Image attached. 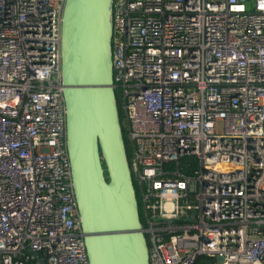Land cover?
<instances>
[{"label":"built area","instance_id":"1","mask_svg":"<svg viewBox=\"0 0 264 264\" xmlns=\"http://www.w3.org/2000/svg\"><path fill=\"white\" fill-rule=\"evenodd\" d=\"M65 3L0 0V264H89ZM110 26L148 264H264V0H111Z\"/></svg>","mask_w":264,"mask_h":264},{"label":"water","instance_id":"2","mask_svg":"<svg viewBox=\"0 0 264 264\" xmlns=\"http://www.w3.org/2000/svg\"><path fill=\"white\" fill-rule=\"evenodd\" d=\"M110 4L66 0L64 6L60 51L66 147L89 264H148L112 87ZM32 255L45 264L38 253Z\"/></svg>","mask_w":264,"mask_h":264},{"label":"trees","instance_id":"3","mask_svg":"<svg viewBox=\"0 0 264 264\" xmlns=\"http://www.w3.org/2000/svg\"><path fill=\"white\" fill-rule=\"evenodd\" d=\"M115 97H116V101H117V107H118L119 119H120V122H122V120H123V118H124V113H123V110H122V107H121V103H120V100H119V98H118V94H117V93L115 94ZM122 134H123V140H124V144H125L126 156H127V159H129V158H130V150H129L128 147H127V142H126V132H125V129H122ZM103 168L105 169L104 166H103ZM104 176H105L106 181H108L106 170H104ZM134 187H135V186H134ZM139 214H140V210H139ZM140 217H141V216H140Z\"/></svg>","mask_w":264,"mask_h":264},{"label":"clouds","instance_id":"4","mask_svg":"<svg viewBox=\"0 0 264 264\" xmlns=\"http://www.w3.org/2000/svg\"><path fill=\"white\" fill-rule=\"evenodd\" d=\"M117 103V102H116ZM121 123V122H120ZM124 146H125V144H124ZM128 160V159H127ZM128 162V161H127ZM138 207H139V205H138ZM140 210V209H139ZM141 216V215H140ZM140 220H141V217H140ZM141 224H142V220H141Z\"/></svg>","mask_w":264,"mask_h":264},{"label":"rangeland","instance_id":"5","mask_svg":"<svg viewBox=\"0 0 264 264\" xmlns=\"http://www.w3.org/2000/svg\"><path fill=\"white\" fill-rule=\"evenodd\" d=\"M136 197H137V199H138V194L136 195ZM139 200V199H138ZM138 205H139V203H138Z\"/></svg>","mask_w":264,"mask_h":264}]
</instances>
